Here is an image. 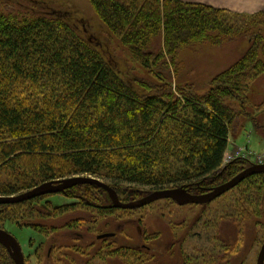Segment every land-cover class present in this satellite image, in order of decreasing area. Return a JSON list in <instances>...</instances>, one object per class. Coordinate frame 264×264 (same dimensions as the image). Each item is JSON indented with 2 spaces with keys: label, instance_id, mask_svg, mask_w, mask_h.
<instances>
[{
  "label": "trees",
  "instance_id": "16d2710c",
  "mask_svg": "<svg viewBox=\"0 0 264 264\" xmlns=\"http://www.w3.org/2000/svg\"><path fill=\"white\" fill-rule=\"evenodd\" d=\"M89 1L160 82L125 81L64 16L0 9V173L14 176L0 183V196L88 175L109 180L127 202L168 187L202 193L247 168L243 159L224 162L235 122L247 113L251 81L264 72V10L244 15L181 0ZM231 14L249 16L242 23L244 32L255 30L253 44L213 79L206 94L190 86L174 88L156 70L169 56L175 64L191 43L240 32ZM161 36L163 48L156 52L153 44ZM263 177L257 173L237 185L249 181L259 207L264 194H258L253 178ZM78 188H87L77 197L84 202L94 191L110 200L107 190L94 184L67 193L74 197ZM31 200L0 204V221L12 219L11 210ZM254 213L259 215L255 208ZM0 264H14L1 244Z\"/></svg>",
  "mask_w": 264,
  "mask_h": 264
},
{
  "label": "rangeland",
  "instance_id": "374dc122",
  "mask_svg": "<svg viewBox=\"0 0 264 264\" xmlns=\"http://www.w3.org/2000/svg\"><path fill=\"white\" fill-rule=\"evenodd\" d=\"M0 9L64 16L125 81L134 86L143 80L153 85L160 82L134 59L89 0H0ZM232 15L230 18L242 27L240 32L223 37L214 33L201 43H191L179 51L175 64L169 56L168 63H160L156 70L174 88L190 86L198 94H206L213 79L253 44L255 30L244 32L242 23L243 17L250 20L249 16ZM163 44L161 36L153 50L157 52ZM248 98L247 113L238 117L230 133L224 166L237 159L246 160L249 166L264 161V107H259L264 102V72L251 81ZM231 103L240 109L236 101ZM12 178L13 172L0 173V183ZM99 179L112 186L109 180ZM253 181L262 196L264 177ZM248 182L206 204L180 205L172 199H160L136 209L111 207V199L96 191L90 202H84L77 197L86 194L87 188H78L80 192L74 197L67 193L70 188L18 205V210H11L12 219L2 217L0 227L18 238L26 264H257L264 244V204L259 207ZM104 233L116 234L99 239Z\"/></svg>",
  "mask_w": 264,
  "mask_h": 264
},
{
  "label": "water",
  "instance_id": "95a60500",
  "mask_svg": "<svg viewBox=\"0 0 264 264\" xmlns=\"http://www.w3.org/2000/svg\"><path fill=\"white\" fill-rule=\"evenodd\" d=\"M257 173H264V163H252L229 181L211 188L206 193L194 194L185 187L166 188L152 191L134 202L122 201L112 186L97 177L78 175L47 181L18 195L0 196V204L20 203L47 194L65 193L68 189L81 184H94L107 190L112 201L111 207L115 208L136 209L160 199H172L180 205L206 204L233 189L247 177ZM114 235L115 233H104L99 235L98 238H108ZM0 244L8 251L14 264H26L25 254L20 241L4 228H0ZM257 264H264V244L259 252Z\"/></svg>",
  "mask_w": 264,
  "mask_h": 264
},
{
  "label": "crops",
  "instance_id": "0c3cea01",
  "mask_svg": "<svg viewBox=\"0 0 264 264\" xmlns=\"http://www.w3.org/2000/svg\"><path fill=\"white\" fill-rule=\"evenodd\" d=\"M190 3H201L215 8L227 9L241 13H256L264 10V0H181Z\"/></svg>",
  "mask_w": 264,
  "mask_h": 264
},
{
  "label": "built area",
  "instance_id": "2783aa9c",
  "mask_svg": "<svg viewBox=\"0 0 264 264\" xmlns=\"http://www.w3.org/2000/svg\"><path fill=\"white\" fill-rule=\"evenodd\" d=\"M248 154H250V153H248ZM226 155H227V153H226ZM225 158H226V156H225ZM230 158H231V156H230ZM226 160V159H225ZM259 163H264V161H261V162H259Z\"/></svg>",
  "mask_w": 264,
  "mask_h": 264
},
{
  "label": "flooded vegetation",
  "instance_id": "af4514ba",
  "mask_svg": "<svg viewBox=\"0 0 264 264\" xmlns=\"http://www.w3.org/2000/svg\"><path fill=\"white\" fill-rule=\"evenodd\" d=\"M209 190H207V191H205L204 193H206V192H208ZM201 194V193H200ZM116 234V233H115ZM50 249H52V246H51V248ZM49 255H50V253H49Z\"/></svg>",
  "mask_w": 264,
  "mask_h": 264
}]
</instances>
